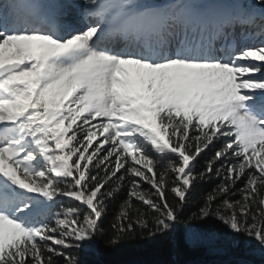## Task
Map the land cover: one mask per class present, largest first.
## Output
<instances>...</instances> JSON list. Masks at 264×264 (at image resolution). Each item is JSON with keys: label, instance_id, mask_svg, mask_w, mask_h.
I'll list each match as a JSON object with an SVG mask.
<instances>
[{"label": "snow or ice", "instance_id": "obj_1", "mask_svg": "<svg viewBox=\"0 0 264 264\" xmlns=\"http://www.w3.org/2000/svg\"><path fill=\"white\" fill-rule=\"evenodd\" d=\"M124 186L110 244L216 219L264 249V0H0V264H82Z\"/></svg>", "mask_w": 264, "mask_h": 264}, {"label": "trees", "instance_id": "obj_2", "mask_svg": "<svg viewBox=\"0 0 264 264\" xmlns=\"http://www.w3.org/2000/svg\"><path fill=\"white\" fill-rule=\"evenodd\" d=\"M215 150H206L201 155L197 172L204 170V166L214 155ZM166 163L165 160L164 164ZM222 179L223 174L221 176L212 175L196 187L182 220L203 205L206 195L211 193ZM242 187L243 183L238 181L233 189L236 194L231 197L232 199L241 198L238 189ZM149 188L150 186L144 183L142 190ZM127 192L128 186H124L114 199L108 201L106 213L101 222L103 235L98 236L91 245L86 246L85 251L80 253L82 264H264V254L259 256L251 251L254 240L244 234L230 232L216 219L207 222L193 221V227L216 234V239L211 245L202 242L193 247L185 242L183 223L178 225L173 232L156 234L150 238L146 232L141 233L138 229L135 236H129L115 244H110L109 241L115 236L113 223L120 211V204L127 199ZM167 195L171 201L173 199L171 191ZM63 203L68 206L69 202L65 200ZM134 203L141 208L145 207L138 201ZM59 210L60 206L57 205L51 211L55 213ZM59 264H63V260H60Z\"/></svg>", "mask_w": 264, "mask_h": 264}, {"label": "rangeland", "instance_id": "obj_3", "mask_svg": "<svg viewBox=\"0 0 264 264\" xmlns=\"http://www.w3.org/2000/svg\"><path fill=\"white\" fill-rule=\"evenodd\" d=\"M45 2H46V0H45ZM148 2H150V3H161V2H163V0H148ZM77 19H78V17L75 14L74 15L72 14V15H69L68 17L65 18V22H73V23H75ZM236 33H237V43H243V41H242V39H241V37L239 35V33H240V29L239 28H237ZM125 67L128 69L130 74L134 75L135 66L126 65ZM215 239H216V234H215V238L209 237L208 239H206L203 242L207 243V245H211L215 241ZM252 246H251V251L252 252H254L255 254H257L259 256H262L264 254V249H262L256 242Z\"/></svg>", "mask_w": 264, "mask_h": 264}, {"label": "bare ground", "instance_id": "obj_4", "mask_svg": "<svg viewBox=\"0 0 264 264\" xmlns=\"http://www.w3.org/2000/svg\"><path fill=\"white\" fill-rule=\"evenodd\" d=\"M74 15V14H73Z\"/></svg>", "mask_w": 264, "mask_h": 264}]
</instances>
